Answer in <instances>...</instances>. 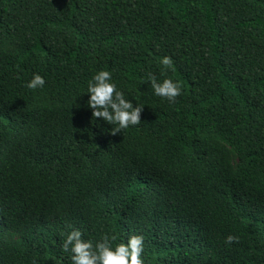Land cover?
Instances as JSON below:
<instances>
[{"label": "trees", "instance_id": "16d2710c", "mask_svg": "<svg viewBox=\"0 0 264 264\" xmlns=\"http://www.w3.org/2000/svg\"><path fill=\"white\" fill-rule=\"evenodd\" d=\"M165 55L174 102L146 81ZM100 69L138 125L92 117ZM74 227L142 234L148 264H264V0H0V264H71Z\"/></svg>", "mask_w": 264, "mask_h": 264}, {"label": "clouds", "instance_id": "9594fccd", "mask_svg": "<svg viewBox=\"0 0 264 264\" xmlns=\"http://www.w3.org/2000/svg\"><path fill=\"white\" fill-rule=\"evenodd\" d=\"M162 80L156 75L147 74L153 94L157 97L166 98L174 102L182 92L181 82L165 75L167 69L173 67L170 56L160 59ZM45 77L40 73H34L27 81L29 89H43ZM87 93L89 97L87 106L92 109L93 118H102L112 125L113 134L138 125L141 122V113L144 104L136 102L126 95L113 73L109 69H100L93 73L87 81ZM239 237L229 234L226 237L228 243L238 241ZM61 249L69 253L71 264H148L145 254V240L142 234H132L126 240L118 239L117 234L103 232L98 239L85 238L80 228H72L61 243ZM33 264H38L34 259Z\"/></svg>", "mask_w": 264, "mask_h": 264}]
</instances>
